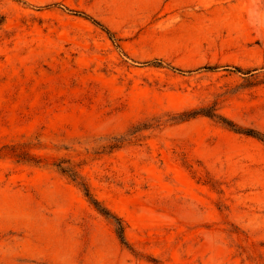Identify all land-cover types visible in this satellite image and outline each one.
Instances as JSON below:
<instances>
[{
	"label": "rangeland",
	"instance_id": "374dc122",
	"mask_svg": "<svg viewBox=\"0 0 264 264\" xmlns=\"http://www.w3.org/2000/svg\"><path fill=\"white\" fill-rule=\"evenodd\" d=\"M0 264H264V0H0Z\"/></svg>",
	"mask_w": 264,
	"mask_h": 264
},
{
	"label": "crops",
	"instance_id": "0c3cea01",
	"mask_svg": "<svg viewBox=\"0 0 264 264\" xmlns=\"http://www.w3.org/2000/svg\"><path fill=\"white\" fill-rule=\"evenodd\" d=\"M106 24H107V26L110 28L111 31L113 30V32H114V31L119 32V28H118V27L113 26V25L109 24L108 22H106ZM114 33H115V32H114Z\"/></svg>",
	"mask_w": 264,
	"mask_h": 264
},
{
	"label": "trees",
	"instance_id": "16d2710c",
	"mask_svg": "<svg viewBox=\"0 0 264 264\" xmlns=\"http://www.w3.org/2000/svg\"><path fill=\"white\" fill-rule=\"evenodd\" d=\"M86 16V14H83ZM95 21V20H94ZM99 25H101L103 27L104 30H106L108 33H111V31L106 27L104 26L103 24H100L99 22H97Z\"/></svg>",
	"mask_w": 264,
	"mask_h": 264
}]
</instances>
